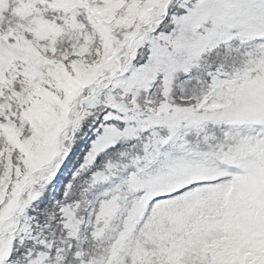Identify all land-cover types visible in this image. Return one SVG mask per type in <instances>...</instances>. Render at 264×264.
<instances>
[{
  "label": "rangeland",
  "instance_id": "obj_1",
  "mask_svg": "<svg viewBox=\"0 0 264 264\" xmlns=\"http://www.w3.org/2000/svg\"><path fill=\"white\" fill-rule=\"evenodd\" d=\"M0 264H264V0H0Z\"/></svg>",
  "mask_w": 264,
  "mask_h": 264
}]
</instances>
